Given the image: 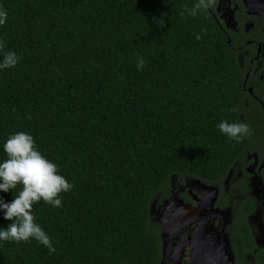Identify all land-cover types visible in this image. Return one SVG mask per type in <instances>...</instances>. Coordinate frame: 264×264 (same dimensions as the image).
<instances>
[{
  "label": "trees",
  "instance_id": "trees-1",
  "mask_svg": "<svg viewBox=\"0 0 264 264\" xmlns=\"http://www.w3.org/2000/svg\"><path fill=\"white\" fill-rule=\"evenodd\" d=\"M195 3L0 0V62L4 52L20 57L0 69V162L6 140L23 131L73 185L61 207L33 205L56 251L0 241V264H162L152 206L160 193V204L171 199L173 178L219 184L214 205L230 209L234 264H264L247 181L223 186L236 162L254 161L248 154L264 162V110L244 90L239 44L215 6L180 14ZM221 121L247 123L252 135L229 139ZM259 174L264 189V167ZM20 188L0 196L10 202ZM11 222L0 211V229Z\"/></svg>",
  "mask_w": 264,
  "mask_h": 264
},
{
  "label": "clouds",
  "instance_id": "clouds-1",
  "mask_svg": "<svg viewBox=\"0 0 264 264\" xmlns=\"http://www.w3.org/2000/svg\"><path fill=\"white\" fill-rule=\"evenodd\" d=\"M217 0H196L191 7H185L181 15L195 17L200 11H208L216 5ZM7 20V12L0 7V25ZM158 24H163L158 23ZM197 39L201 36L198 34ZM4 41H0V51L4 49ZM20 57L15 52H4L0 69L14 67ZM137 69L143 70L145 60L137 57ZM235 111V109H231ZM220 132L229 139L242 140L250 137V126L244 122L229 123L221 121L217 125ZM7 159L0 162V191L9 192L21 186L14 199L6 202L0 196V211L4 218L12 221L6 228L0 229V241L30 242L35 240L44 245L49 253L56 251L49 235L35 222L32 213L33 205L41 201L53 208L62 206L64 192L71 191L73 185L59 174L58 166L38 151L34 138L26 132H17L9 136L3 145Z\"/></svg>",
  "mask_w": 264,
  "mask_h": 264
},
{
  "label": "rangeland",
  "instance_id": "rangeland-1",
  "mask_svg": "<svg viewBox=\"0 0 264 264\" xmlns=\"http://www.w3.org/2000/svg\"><path fill=\"white\" fill-rule=\"evenodd\" d=\"M230 0H221L217 7L221 19L228 29H234L231 18ZM264 0L252 2L264 10ZM224 8V9H223ZM252 175V185L259 208L251 217V223L257 234V240L264 244V196L259 177L249 169ZM233 178L230 173L227 182ZM174 188L171 199L163 202V210L159 215L161 204L159 196L153 201L152 212L161 221L164 235V253L172 255L184 264H233L232 256L228 252L227 238L224 229L230 220L228 209L220 210L214 207L217 197V187L208 185L197 179L184 181L171 180ZM184 194L192 198L189 202Z\"/></svg>",
  "mask_w": 264,
  "mask_h": 264
},
{
  "label": "flooded vegetation",
  "instance_id": "flooded-vegetation-1",
  "mask_svg": "<svg viewBox=\"0 0 264 264\" xmlns=\"http://www.w3.org/2000/svg\"><path fill=\"white\" fill-rule=\"evenodd\" d=\"M220 2L221 0H217L214 8H215L216 13L218 14L219 20L223 22V20L221 19L220 13L217 11V7ZM228 6H230L231 18H232V21L234 22V29L231 30V29H228L226 26L225 27L234 33V36L236 37V41L239 44L238 53L241 56L242 62L244 63L243 65L246 66V70H245L246 73H245V79H244V90L248 92V94L251 96L253 100L259 102L262 105L263 110H264V102L261 97V96H264V10L256 6L252 2V0H230L228 3ZM246 61H247V64H245ZM250 81L252 82V84H248L250 83ZM256 87L259 89V92L258 90H256ZM250 88L252 89V91L250 90ZM252 157L254 161H249L248 163H245L242 161L236 162L234 168H232V170L230 171V173L233 172V178L229 182H227L229 178L228 176L227 179L224 180L223 186L225 188L224 192H230L231 190L234 191V189L232 188V185L235 182L239 183L243 179L247 181L249 185L248 195L254 198L255 203H256V209L248 216V223L250 225L252 235L254 236L257 246L260 248H264V244H261L257 240V234L254 230L253 224L251 223V217L258 211L259 202L253 190V185H252L253 173L249 170L251 167H254L253 172L260 179L261 188L263 190V196H264V189L262 187L263 183H262L261 177L259 176L260 175L259 173L264 167V162L259 163V157L257 153L248 154L246 161L252 159ZM247 174H249L250 176L247 177L246 176ZM250 180H251V183H250ZM213 186L217 187L218 193H217L216 199H218L220 185L215 184ZM160 197H161V193L159 194V199ZM188 201L192 202V198L190 197ZM214 207H217L216 204L214 205ZM161 208L162 209L160 210L159 215L163 210L162 205H161ZM219 209L225 210L221 208ZM228 210L230 212V209ZM262 221L264 224V214L262 215ZM229 223H230V220L224 229V234L226 235V238H227V247L229 243L227 226L229 225ZM248 256L252 257V255H248ZM232 260L234 264L233 256H232ZM162 264H184V262H182V260H176L172 255H169L168 253H164V259L162 260Z\"/></svg>",
  "mask_w": 264,
  "mask_h": 264
},
{
  "label": "water",
  "instance_id": "water-1",
  "mask_svg": "<svg viewBox=\"0 0 264 264\" xmlns=\"http://www.w3.org/2000/svg\"><path fill=\"white\" fill-rule=\"evenodd\" d=\"M250 90L252 91V89L250 88ZM197 180H199V179H197Z\"/></svg>",
  "mask_w": 264,
  "mask_h": 264
}]
</instances>
